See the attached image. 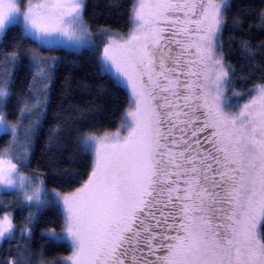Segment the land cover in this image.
I'll list each match as a JSON object with an SVG mask.
<instances>
[{"label": "snow or ice", "instance_id": "6c2138e0", "mask_svg": "<svg viewBox=\"0 0 264 264\" xmlns=\"http://www.w3.org/2000/svg\"><path fill=\"white\" fill-rule=\"evenodd\" d=\"M88 8L0 0V43L17 29L0 48V191L29 209L19 220L0 212V264H264V38L253 32H264V2L131 0L123 32ZM40 49L88 51L95 73L125 94L111 128L95 120L94 101L111 94L103 81H78L94 100L54 114L46 144L74 146L63 190L23 171L59 64ZM25 61L31 78L10 110ZM49 204L60 229L42 236L69 249L51 259L30 243L31 209Z\"/></svg>", "mask_w": 264, "mask_h": 264}, {"label": "trees", "instance_id": "16d2710c", "mask_svg": "<svg viewBox=\"0 0 264 264\" xmlns=\"http://www.w3.org/2000/svg\"><path fill=\"white\" fill-rule=\"evenodd\" d=\"M89 4L88 12L96 11L100 13L94 21L100 25L111 26L120 31L126 30L127 10L131 0H87ZM110 2L118 3L119 7H107ZM235 2V0H234ZM250 2L259 6L264 0H250ZM97 7L93 8L92 6ZM17 29L9 30L6 37L3 38V43H0V48H5L13 42V36ZM254 34L258 38H264V32L259 28H253ZM228 33L225 32V36ZM25 47L31 45L30 41L24 42ZM227 47V46H226ZM235 48V45H233ZM10 50V49H9ZM40 52L45 56H54L59 58V64L55 70V78L50 86L49 104L47 106V117L38 138L35 140L31 149L28 167L23 171L32 173H40L44 177L49 188H58L63 190L65 185L59 180L62 176V169L67 166V157L73 153L74 146L71 141L62 142L59 146H48L46 144L47 129L54 122V114L61 108H67L69 105L86 106L89 101L94 100V89L92 91L85 90L78 85V81L83 80L86 83L96 84L103 81L110 89L111 94H106L97 98L94 102L102 105V110L95 116L99 127L111 128L115 123V117L118 115L119 108L123 105L125 94L121 90L111 88V84L106 78L99 77L94 71V65L90 60L88 51L74 52L65 49H55L48 51L40 49ZM236 56L232 57L235 60ZM14 72V83L12 86V98L9 101V109H13L16 102V96L22 90L27 88V81L31 78V73L27 67V61L19 65ZM69 79L67 82L65 78ZM239 91V89H237ZM9 119L13 118V112L9 113ZM8 137L0 135V147ZM0 201L8 204V208L0 207V212L5 210L11 211L16 220L27 215L29 209L27 207L18 206L15 196L11 192H0ZM38 216L35 223V228L31 238V247L34 251L42 249L46 258L51 259L54 256H66L69 254V249L66 244H57L51 241H46L42 236V230L47 227H53L57 231L60 229V217L55 207L45 205L40 211L33 207L31 209ZM15 243V242H13ZM8 247L7 242L0 244V260L5 256V251Z\"/></svg>", "mask_w": 264, "mask_h": 264}, {"label": "rangeland", "instance_id": "374dc122", "mask_svg": "<svg viewBox=\"0 0 264 264\" xmlns=\"http://www.w3.org/2000/svg\"><path fill=\"white\" fill-rule=\"evenodd\" d=\"M26 47H27V46H26ZM13 76H14V72H13ZM30 151H31V150H30ZM29 158H30V157H29ZM0 192H3V191H0ZM40 209H41V208H40ZM40 209H39V210H37V212H38V211H40ZM66 256H67V255H66Z\"/></svg>", "mask_w": 264, "mask_h": 264}]
</instances>
